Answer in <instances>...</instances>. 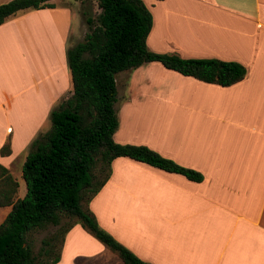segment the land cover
<instances>
[{
    "label": "crops",
    "instance_id": "crops-1",
    "mask_svg": "<svg viewBox=\"0 0 264 264\" xmlns=\"http://www.w3.org/2000/svg\"><path fill=\"white\" fill-rule=\"evenodd\" d=\"M62 1L19 12L0 26V150L7 141L11 147L0 165L12 177L16 159L73 90L66 51L79 19ZM153 3L161 10L146 41L154 53L236 62L246 76L223 88L178 74L197 93L181 111L179 102H169V91L161 99L170 97L173 110L146 103L153 90L141 87L142 74L126 71L129 93L117 113L114 141L146 146L204 179L195 183L118 158L89 210L100 228L149 264H264V0ZM173 25L193 29V35L183 31V39L199 53L181 49L169 34ZM16 86L26 104L20 112ZM0 209H7L3 216L10 211ZM59 253L56 264H124L78 224L65 234Z\"/></svg>",
    "mask_w": 264,
    "mask_h": 264
},
{
    "label": "trees",
    "instance_id": "trees-1",
    "mask_svg": "<svg viewBox=\"0 0 264 264\" xmlns=\"http://www.w3.org/2000/svg\"><path fill=\"white\" fill-rule=\"evenodd\" d=\"M51 1L11 0L0 4V26L19 12L54 8ZM97 7L100 14L96 22L87 19L89 32L84 40L66 51L73 90L51 111L50 130L30 146L21 173L26 186L23 198L16 197L19 185L0 165V208L10 207L0 224V264H37L28 237L46 226H59L63 218L73 222L62 231V242L65 234L79 224L124 264H149L100 228L89 210L90 201L110 177L112 162L128 158L195 183L204 177L146 146L114 141L119 126L115 109L117 76L151 62L223 88L246 76L245 67L236 62L151 52L146 41L152 16L142 0H97ZM10 154L7 141L0 155ZM96 170L104 172L101 181L96 180ZM43 243V253L50 259L47 264L58 263L60 253L51 257L52 241Z\"/></svg>",
    "mask_w": 264,
    "mask_h": 264
},
{
    "label": "rangeland",
    "instance_id": "rangeland-1",
    "mask_svg": "<svg viewBox=\"0 0 264 264\" xmlns=\"http://www.w3.org/2000/svg\"><path fill=\"white\" fill-rule=\"evenodd\" d=\"M146 8L149 10L151 13L152 17L157 19L159 12L161 10L157 9L155 10L156 4L153 3L154 0H142ZM0 3L6 4L8 3V0H0ZM60 5H68L72 6V10L74 13H76V19L78 21L79 19V31H75L77 35L72 36L70 40L68 41V48H71L75 46L77 43H80L84 40L86 34L89 32L88 30V24H87V19H91L94 22H96L100 10L97 7V0H66V2L62 1L59 3ZM75 21V20H74ZM174 26V25H173ZM172 27V26H171ZM173 28V29H172ZM171 30H169V34L173 38L179 39L177 41L178 44L182 45L181 49H188V52H197L199 53V48L197 45H195L194 42H188L184 40V32H189L191 33L193 29H190L189 31L179 29L172 27ZM188 30V29H187ZM193 35V33H191ZM148 49L152 51L150 48V45L147 46ZM154 53V52H153ZM168 55H176V56H181L179 55V52L177 51H167ZM199 55V54H198ZM18 68H16L17 70ZM127 72H138L139 74H142V83L141 87L146 88L149 87L150 89L153 90L154 96L151 101H148L146 103H154L155 105H169V102L177 101L180 104L181 111H186L188 110V102L191 101L192 99V91L193 88H190L186 82H181L180 79L181 76L178 74H175L174 72H170L162 68V66L159 63L156 62H151L142 65L140 68L127 71ZM69 73V72H68ZM128 74L125 72L120 74L117 78V87H118V97H117V103L115 104V109L117 113L120 111L122 104L127 101L128 98V90H127V81H128ZM15 80H17L18 77L13 76ZM183 80V79H182ZM70 85L72 87L71 83V78H70ZM19 86V85H18ZM18 86L15 87V97H16V108H18V111H23L26 108V104L23 103V98L22 95H19V90ZM171 92L173 95V100L169 97L168 99H161V95L164 92ZM71 96V95H70ZM69 98V97H68ZM18 99L21 101L20 104L17 103ZM193 100L197 101V93L196 95L193 96ZM169 101V102H168ZM61 104V103H60ZM60 104H57L51 111L57 109ZM165 106L163 108H165ZM170 109H174L175 106L169 105ZM51 113V112H50ZM185 112L182 113V117L184 116ZM120 121V119H119ZM136 122V121H135ZM141 123H145V120L141 119ZM141 124V128H142ZM51 128V123L49 118L47 119L46 123L44 126L41 127L39 133L36 135L33 141H35L37 138L40 137V135L45 134L48 132ZM40 134V135H39ZM32 141V142H33ZM28 145V147L19 155V157L16 159V162L12 168L13 172V178L18 182L19 184V189L17 193V197L23 198L25 193H26V186L24 181L22 180L21 177V172H22V162L26 160V157L29 153L30 146L32 144ZM95 177L97 181H101L104 177V172H99V170H96L95 172ZM103 188V187H102ZM7 210V209H0V224L4 221L6 216H3L2 213ZM140 221H143L141 219ZM73 221L68 220L66 218H63L61 220V223L59 226H46L42 229H39L33 233L30 234L28 237L27 242L31 246L32 252L34 256L37 257V264H47L50 259H48L45 254L43 253V250L45 249L44 241H52V246H53V251L51 257L57 255L60 252L61 244H62V231ZM147 222V221H145ZM143 222V223H145ZM147 224V223H145ZM79 225V224H78Z\"/></svg>",
    "mask_w": 264,
    "mask_h": 264
}]
</instances>
